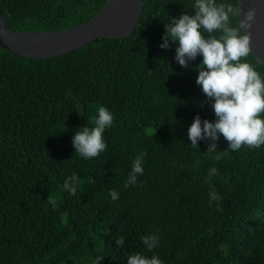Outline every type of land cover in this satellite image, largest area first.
Here are the masks:
<instances>
[{
    "label": "trees",
    "instance_id": "obj_1",
    "mask_svg": "<svg viewBox=\"0 0 264 264\" xmlns=\"http://www.w3.org/2000/svg\"><path fill=\"white\" fill-rule=\"evenodd\" d=\"M106 1L0 0V15L13 30H58L90 20ZM142 3L124 38L45 59L0 47V264H127L137 252L163 264H264V145L231 151L222 135L216 150L191 145L194 116L215 120L195 83L202 57L183 68L177 45H159L164 24L194 14L195 0ZM242 60L264 80V63L252 53ZM101 106L114 117L107 149L84 159L72 137L95 126ZM141 153L144 173L125 187ZM213 167L218 175L208 177ZM73 173L75 196L61 190ZM212 191L222 199L210 201ZM146 235L158 236L152 250Z\"/></svg>",
    "mask_w": 264,
    "mask_h": 264
},
{
    "label": "clouds",
    "instance_id": "obj_2",
    "mask_svg": "<svg viewBox=\"0 0 264 264\" xmlns=\"http://www.w3.org/2000/svg\"><path fill=\"white\" fill-rule=\"evenodd\" d=\"M194 14H181L178 18L171 17L164 24L162 49L169 48V42L177 45L175 61L183 68H188L197 56L202 57L195 83L200 86L206 98L212 101L211 108L215 115L214 121L194 116L188 128V139L191 145L198 148V141L208 140V151L216 150L215 141L222 135L228 142L231 151H237L242 145L259 148L264 145V80L254 67L242 60L251 53V32L256 22L257 10L249 7L246 11L235 8L232 4L217 3L216 0H195ZM239 16L236 27L231 26V18ZM221 34L217 36L215 33ZM113 114L105 107L98 109L94 127L84 126L72 137L75 153L84 159L97 157L107 149L103 133L113 124ZM156 130V129H155ZM155 132V131H154ZM144 153L132 161V171L125 187L137 183V175L144 173ZM218 175L216 168L208 170V177ZM78 176L73 173L66 178L61 190L76 195ZM113 200L119 198L118 192L111 190ZM210 201L222 199L215 191L209 193ZM48 203L55 209L58 205L54 197H47ZM142 241L148 250L159 243L158 236L146 235ZM124 237H119L115 244L123 247ZM127 264H163L156 256H145L139 252L127 255ZM97 258L94 264H99Z\"/></svg>",
    "mask_w": 264,
    "mask_h": 264
},
{
    "label": "water",
    "instance_id": "obj_3",
    "mask_svg": "<svg viewBox=\"0 0 264 264\" xmlns=\"http://www.w3.org/2000/svg\"><path fill=\"white\" fill-rule=\"evenodd\" d=\"M238 8L257 10L251 32V53L264 63V0H237ZM142 0H107L90 20L58 30H13L0 15V47L20 57L45 59L82 47L99 38L132 34L142 13Z\"/></svg>",
    "mask_w": 264,
    "mask_h": 264
},
{
    "label": "rangeland",
    "instance_id": "obj_4",
    "mask_svg": "<svg viewBox=\"0 0 264 264\" xmlns=\"http://www.w3.org/2000/svg\"><path fill=\"white\" fill-rule=\"evenodd\" d=\"M205 141H208V140H205Z\"/></svg>",
    "mask_w": 264,
    "mask_h": 264
},
{
    "label": "built area",
    "instance_id": "obj_5",
    "mask_svg": "<svg viewBox=\"0 0 264 264\" xmlns=\"http://www.w3.org/2000/svg\"><path fill=\"white\" fill-rule=\"evenodd\" d=\"M209 146V145H208Z\"/></svg>",
    "mask_w": 264,
    "mask_h": 264
}]
</instances>
